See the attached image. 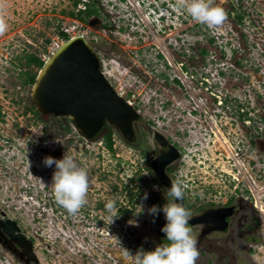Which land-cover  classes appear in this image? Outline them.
Returning a JSON list of instances; mask_svg holds the SVG:
<instances>
[{"label": "rangeland", "instance_id": "obj_1", "mask_svg": "<svg viewBox=\"0 0 264 264\" xmlns=\"http://www.w3.org/2000/svg\"><path fill=\"white\" fill-rule=\"evenodd\" d=\"M92 1L100 15L80 18L78 11ZM214 5L227 19L208 28L177 0H0L7 24L0 34V217L16 222L34 254L28 257L21 247L13 252L1 240L0 264H133L121 247L135 254L164 243V225L148 212L155 202L160 208L172 202L149 168L156 154L154 130L182 151L176 174L195 204L214 194L222 203L233 194L235 151L249 154L251 135L258 139L253 157L264 185V0ZM61 32L83 34L104 60L106 79L140 116V141L124 140L108 125L109 150L105 134L88 140L69 117L43 116L32 104L25 73L39 70L26 66V58L34 54L45 61L64 42ZM64 155L88 171L87 202L75 215L55 201V165L43 163ZM254 194L263 211L249 233L247 227L236 231L233 244L220 233L200 241L199 229H192L196 264H264V196ZM109 202L119 209L112 223ZM139 205L143 211L136 214ZM157 214L166 222L163 211Z\"/></svg>", "mask_w": 264, "mask_h": 264}, {"label": "water", "instance_id": "obj_2", "mask_svg": "<svg viewBox=\"0 0 264 264\" xmlns=\"http://www.w3.org/2000/svg\"><path fill=\"white\" fill-rule=\"evenodd\" d=\"M30 98L43 116L69 117L78 133L88 140L100 138L108 125L125 140L133 139V121L139 114L108 82L100 69L97 53L82 35L69 37L44 61L32 84ZM155 138L160 139L158 132H155ZM176 157V150L171 149L149 161L151 173L167 190L171 180L165 174V167ZM197 217L203 221H222V217L203 211L190 218L188 223H196L192 219ZM1 240L9 250L15 252L18 246L24 254L34 258L31 243L15 221L0 217Z\"/></svg>", "mask_w": 264, "mask_h": 264}, {"label": "clouds", "instance_id": "obj_3", "mask_svg": "<svg viewBox=\"0 0 264 264\" xmlns=\"http://www.w3.org/2000/svg\"><path fill=\"white\" fill-rule=\"evenodd\" d=\"M177 6L183 9L193 21L206 25L208 28L220 26L227 19L225 10L215 6L214 0H177ZM6 30L7 24L3 18H0V34ZM42 134L40 131L39 135ZM43 163L46 167L55 165L56 170L52 174L51 181L55 201L69 214H77L87 202L90 187L87 169L78 166L74 158L68 155H64L59 160L48 156L44 158ZM167 196L172 199V202L165 203L162 208L153 205L148 209L149 214L153 216L163 211L166 223L161 231L165 234L167 243L157 245L152 251L138 249L135 254L120 246L123 256L130 258L133 264H196L199 251L197 240L192 235L188 223L192 213L182 203L184 199L182 182L171 181ZM143 199H147V193L144 194ZM139 208L140 211L136 214L143 211V205H139ZM106 209L111 213L110 223L114 222V218H119V209L115 207L114 202L107 203ZM128 223L138 226L133 220Z\"/></svg>", "mask_w": 264, "mask_h": 264}, {"label": "flooded vegetation", "instance_id": "obj_4", "mask_svg": "<svg viewBox=\"0 0 264 264\" xmlns=\"http://www.w3.org/2000/svg\"><path fill=\"white\" fill-rule=\"evenodd\" d=\"M96 21H98V18ZM139 120H140V116L136 120L133 121V139H132L133 144L135 143L134 141H137V140L140 141L143 138V131H142L143 127L142 126L138 127ZM204 129L206 130L205 127ZM155 132L157 131L154 130L153 132L154 146L156 150L155 155L164 154L171 149L176 150L177 157L174 158L165 167V174L171 181L179 180L176 172L178 171L177 163L181 159L182 151L180 150L176 142L169 141L160 132H159L160 139L157 140L155 138ZM181 136L184 138L185 133H182ZM249 139H250L248 142V148H250L249 154L247 153L248 150L242 151L241 149H238L237 151H235L237 158H235V161H234V169L238 172L237 176L240 177V179L236 177L237 183L234 186V191H232L233 194L229 195V197L226 198L225 201H223L222 203H219L218 201L212 199L213 197L214 198L216 197V195L214 194V195H211L212 197L211 199H207L206 201L202 203L195 204V202H192L185 196L186 192L184 190V199H183L184 207L192 213V217L197 216L199 213L203 211H209L210 213H213L217 217H220V218L222 217V221L219 220L220 222L218 220L217 222L216 221L211 222L208 220L203 221L202 218L200 219L198 217L195 219L194 218L192 219L196 223L189 224V226L191 230L194 228L199 229L198 240L200 241L203 239H207L208 235L211 236V235L220 233V234L226 235V238H231V244H233L236 240L233 236L235 235L236 231L244 227H247L245 230V233H249L248 227L249 226L252 227L253 225H256L254 217L259 211V209H258L257 200H255L256 196L254 193L259 192L261 196H264V185H263V182L259 180L260 177L258 176L259 174L257 173L258 156L254 155L253 157V154L258 155L257 154L258 148H259L257 144L258 139L256 136H252V135L250 136ZM243 170H246V173H248L250 177L252 178L251 180L246 181L244 179V175L242 172ZM190 174L192 176L195 175L192 172H190ZM194 179L198 181L197 178H194ZM187 182H189V180H187ZM192 183L196 184L193 179H192ZM157 184L161 187V190L164 191L165 195L167 196L168 190L158 181H157ZM228 184L232 186L230 181H228ZM168 199L172 201L170 197H168ZM248 211L252 212L253 215L250 216ZM247 239H251V237L248 235ZM239 244L243 245V242L239 241ZM16 250L20 251L18 246H16Z\"/></svg>", "mask_w": 264, "mask_h": 264}, {"label": "trees", "instance_id": "obj_5", "mask_svg": "<svg viewBox=\"0 0 264 264\" xmlns=\"http://www.w3.org/2000/svg\"><path fill=\"white\" fill-rule=\"evenodd\" d=\"M94 2L95 1H92L91 4H86L85 6V9L84 10H79L78 13H79V17L82 18L80 15L81 13H85L87 17H90V16H93V15H96V16H99L100 13H99V10L96 9L94 7ZM78 1L75 2V5H77ZM73 15V14H71ZM78 16V14L76 15ZM61 37L63 38V40H67L69 38V36L63 32H61ZM202 54H205L204 50H201ZM44 63V60L41 59L40 57H38L37 55H28L27 58H26V66H36V68H38V70L42 67ZM26 74V82L29 83V84H33L34 81H35V78H36V75L37 73L36 72H32V73H25ZM108 132L104 135L103 137V140L105 142V145L106 147L109 149V150H112V145H113V138H112V134H113V131L112 129L108 128ZM155 206L159 207L160 208V203L158 202H155L154 203ZM151 218L153 221L161 224V225H165V221H164V218L160 217L158 214H156L155 216L151 215ZM164 243H167L166 239L164 240Z\"/></svg>", "mask_w": 264, "mask_h": 264}, {"label": "built area", "instance_id": "obj_6", "mask_svg": "<svg viewBox=\"0 0 264 264\" xmlns=\"http://www.w3.org/2000/svg\"><path fill=\"white\" fill-rule=\"evenodd\" d=\"M85 6V5H84ZM83 8H85V7H83ZM128 14H130V13H128ZM129 18H131V17H129ZM133 19V18H132ZM159 20H163V18H162V16H159V18H158ZM80 35H82V36H84L83 34H80ZM99 57V61H100V67H102L103 65H104V60L102 59V58H100V56H98ZM103 72V71H102ZM104 73V72H103ZM116 92L119 94V95H121V96H123V93L122 92H119L118 90H116ZM128 100V102L129 103H131L130 102V100L129 99H127ZM220 104H221V102H219ZM246 123H247V121H246ZM243 172V175H244V179L246 180V181H249V180H251L252 178L250 177V175L248 174V173H246V170H243L242 171ZM238 172L236 171V174H237ZM232 177H233V179L235 180V181H237V175L236 176H233L232 175ZM258 209H259V211H262V208L261 207H258Z\"/></svg>", "mask_w": 264, "mask_h": 264}, {"label": "bare ground", "instance_id": "obj_7", "mask_svg": "<svg viewBox=\"0 0 264 264\" xmlns=\"http://www.w3.org/2000/svg\"><path fill=\"white\" fill-rule=\"evenodd\" d=\"M263 211V210H262ZM201 219V218H200ZM216 224V223H215Z\"/></svg>", "mask_w": 264, "mask_h": 264}]
</instances>
